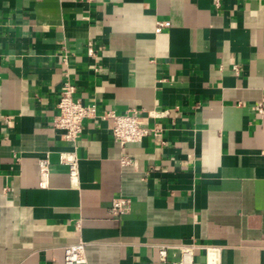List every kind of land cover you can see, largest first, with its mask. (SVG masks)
Wrapping results in <instances>:
<instances>
[{"label": "crops", "instance_id": "obj_1", "mask_svg": "<svg viewBox=\"0 0 264 264\" xmlns=\"http://www.w3.org/2000/svg\"><path fill=\"white\" fill-rule=\"evenodd\" d=\"M65 81L99 111L167 110L148 118L162 134L121 144L90 118L75 148L54 126ZM260 106L264 0H0V264H65L78 239L87 264H172L190 244L196 264L203 245L264 264ZM74 148L76 182L59 158Z\"/></svg>", "mask_w": 264, "mask_h": 264}, {"label": "built area", "instance_id": "obj_2", "mask_svg": "<svg viewBox=\"0 0 264 264\" xmlns=\"http://www.w3.org/2000/svg\"><path fill=\"white\" fill-rule=\"evenodd\" d=\"M218 4V2H217ZM169 21H158L156 30L162 31L164 27L169 26ZM88 53L95 56V49L92 43H89ZM235 72L238 74L240 68L238 65L233 66ZM76 87L65 81L61 87L58 109L59 112L54 120V126L63 130V138L68 144L76 148L77 140L83 131V123L86 119L100 118L106 122L112 136L121 144L127 142H139L147 136H160L163 128L158 125H150L149 117H161L166 115L168 111H152L149 117L142 116L137 110L118 113L113 108H104L99 111L96 103H85L81 99L74 98ZM260 112H264V106L259 107ZM69 149L60 153V162L67 165L69 169V176L73 182L79 179V156L76 149ZM123 165H129L132 160L129 156L121 158ZM40 171V184L46 186L49 182L51 173V161L49 154L38 161ZM130 199L125 196L114 198L110 207L111 214L119 215L128 211ZM85 242L78 239L76 242L65 245L64 247V262L65 264H87V257L85 251ZM195 244L184 245L180 248V258L172 264H196L195 261ZM167 246L159 247L160 259L165 261L167 257ZM201 249L205 253L204 264H222L221 248L219 246L203 245Z\"/></svg>", "mask_w": 264, "mask_h": 264}]
</instances>
